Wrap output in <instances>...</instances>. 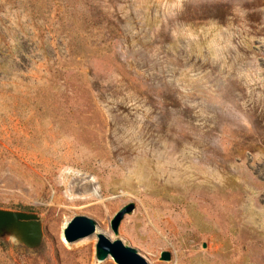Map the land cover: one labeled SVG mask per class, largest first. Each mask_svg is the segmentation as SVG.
Instances as JSON below:
<instances>
[{"label":"rangeland","instance_id":"rangeland-1","mask_svg":"<svg viewBox=\"0 0 264 264\" xmlns=\"http://www.w3.org/2000/svg\"><path fill=\"white\" fill-rule=\"evenodd\" d=\"M0 208L41 227L0 264H115L75 215L148 264H264V0H0Z\"/></svg>","mask_w":264,"mask_h":264},{"label":"water","instance_id":"water-1","mask_svg":"<svg viewBox=\"0 0 264 264\" xmlns=\"http://www.w3.org/2000/svg\"><path fill=\"white\" fill-rule=\"evenodd\" d=\"M133 209V203L121 206L110 218L109 228L115 235L117 226L125 214ZM94 234V257L100 261L109 256L115 264H148L147 261L131 246L119 239L110 240L100 232H95V222L85 216L75 215L65 222L62 237L66 242H73ZM6 237L28 250L35 249L41 240L40 221L36 214L20 210L0 208V238ZM168 251H160L158 259L167 261Z\"/></svg>","mask_w":264,"mask_h":264},{"label":"bare ground","instance_id":"bare-ground-1","mask_svg":"<svg viewBox=\"0 0 264 264\" xmlns=\"http://www.w3.org/2000/svg\"><path fill=\"white\" fill-rule=\"evenodd\" d=\"M91 192V191H90Z\"/></svg>","mask_w":264,"mask_h":264}]
</instances>
